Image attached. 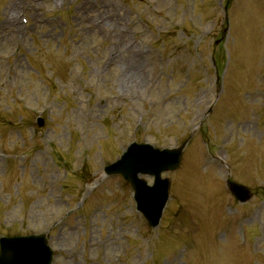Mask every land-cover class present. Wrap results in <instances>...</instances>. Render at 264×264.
Segmentation results:
<instances>
[{
	"label": "rangeland",
	"instance_id": "1",
	"mask_svg": "<svg viewBox=\"0 0 264 264\" xmlns=\"http://www.w3.org/2000/svg\"><path fill=\"white\" fill-rule=\"evenodd\" d=\"M24 1L20 28L0 0V236L47 232L53 264H264V0ZM186 140L150 229L103 167Z\"/></svg>",
	"mask_w": 264,
	"mask_h": 264
},
{
	"label": "water",
	"instance_id": "2",
	"mask_svg": "<svg viewBox=\"0 0 264 264\" xmlns=\"http://www.w3.org/2000/svg\"><path fill=\"white\" fill-rule=\"evenodd\" d=\"M180 157L181 150L155 152L149 147L132 145L118 163L107 168H115L131 184L138 208L151 226L158 223L167 199L168 182L160 178L161 173L175 169ZM139 174L154 176V186L147 187L138 179ZM230 190L241 202L250 198L249 191L242 186L231 184ZM51 259L43 235L0 240V264H51Z\"/></svg>",
	"mask_w": 264,
	"mask_h": 264
},
{
	"label": "bare ground",
	"instance_id": "3",
	"mask_svg": "<svg viewBox=\"0 0 264 264\" xmlns=\"http://www.w3.org/2000/svg\"><path fill=\"white\" fill-rule=\"evenodd\" d=\"M14 10H15V4H12L11 6H10V8H8V10H7V13H6V16H7V18H9L11 15L13 16V14H14ZM82 10H83V8H82ZM106 19H104L103 21H105ZM102 24H104V22L102 23ZM114 57V56H113Z\"/></svg>",
	"mask_w": 264,
	"mask_h": 264
}]
</instances>
